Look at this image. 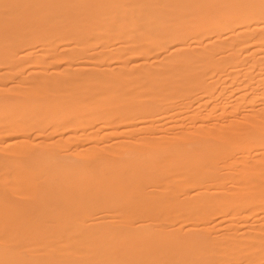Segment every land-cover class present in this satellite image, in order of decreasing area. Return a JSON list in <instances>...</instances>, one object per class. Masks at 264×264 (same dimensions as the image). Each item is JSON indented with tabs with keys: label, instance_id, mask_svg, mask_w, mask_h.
<instances>
[{
	"label": "bare ground",
	"instance_id": "bare-ground-1",
	"mask_svg": "<svg viewBox=\"0 0 264 264\" xmlns=\"http://www.w3.org/2000/svg\"><path fill=\"white\" fill-rule=\"evenodd\" d=\"M0 264H264V0H0Z\"/></svg>",
	"mask_w": 264,
	"mask_h": 264
}]
</instances>
